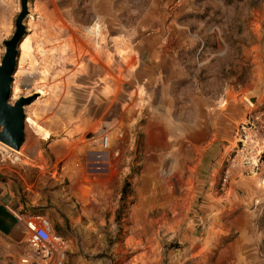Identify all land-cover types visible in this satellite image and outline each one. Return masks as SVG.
Returning <instances> with one entry per match:
<instances>
[{"label":"rangeland","instance_id":"1","mask_svg":"<svg viewBox=\"0 0 264 264\" xmlns=\"http://www.w3.org/2000/svg\"><path fill=\"white\" fill-rule=\"evenodd\" d=\"M28 10L10 103L35 100L21 161L0 145V203L47 218L63 264H264V153L245 144L263 138L264 0ZM19 12L0 0V61ZM51 248L18 223L0 264H56Z\"/></svg>","mask_w":264,"mask_h":264},{"label":"water","instance_id":"2","mask_svg":"<svg viewBox=\"0 0 264 264\" xmlns=\"http://www.w3.org/2000/svg\"><path fill=\"white\" fill-rule=\"evenodd\" d=\"M20 12L14 23V33L3 41L4 55L0 61V143L19 151L24 142L26 115L24 108L34 97H19L13 104L12 84L17 68L20 44L26 34L24 20L29 15L28 0H19Z\"/></svg>","mask_w":264,"mask_h":264},{"label":"built area","instance_id":"3","mask_svg":"<svg viewBox=\"0 0 264 264\" xmlns=\"http://www.w3.org/2000/svg\"><path fill=\"white\" fill-rule=\"evenodd\" d=\"M261 123L260 130L263 132L264 137L263 121ZM105 143L107 144V142ZM12 213L15 219L19 223L23 224L24 229L30 236V242L32 243L33 239H35L37 244H49L52 247L51 249L57 253L56 264H63L65 256L64 253L61 252L63 248V241L61 238L53 235L52 227L48 219L36 214L21 216L14 212Z\"/></svg>","mask_w":264,"mask_h":264},{"label":"bare ground","instance_id":"4","mask_svg":"<svg viewBox=\"0 0 264 264\" xmlns=\"http://www.w3.org/2000/svg\"><path fill=\"white\" fill-rule=\"evenodd\" d=\"M17 93H18V89H17V87H14V95L15 94L17 95ZM27 122L30 125V127L33 129V132L37 136L40 137V136H44V135L47 134V131L45 129H43L32 117H27ZM245 144L252 151V159L251 160H255V158L257 157L258 154H260L262 152L264 153V137L263 138H258L254 133L247 132V137H246V143ZM0 145L4 146V148L7 149L8 153H10L8 155L9 156L10 155L13 156L14 160L21 161L20 157L22 156V153H21L20 150L19 151H15V150L9 148L8 146H6V145H4L2 143H0ZM22 161H24V160H22Z\"/></svg>","mask_w":264,"mask_h":264},{"label":"crops","instance_id":"5","mask_svg":"<svg viewBox=\"0 0 264 264\" xmlns=\"http://www.w3.org/2000/svg\"><path fill=\"white\" fill-rule=\"evenodd\" d=\"M14 219L12 211L0 203V234L9 235L12 233L14 227L19 223L16 219L13 222Z\"/></svg>","mask_w":264,"mask_h":264},{"label":"trees","instance_id":"6","mask_svg":"<svg viewBox=\"0 0 264 264\" xmlns=\"http://www.w3.org/2000/svg\"><path fill=\"white\" fill-rule=\"evenodd\" d=\"M232 45H234V43ZM229 47L231 48V46H229ZM236 51H237L238 54H241L240 46H238L236 48ZM248 70H249L248 67L241 69L240 77H242V76H244V74L248 73ZM129 193H130V185H129L128 182H125V184H124V186H123V188L121 190L120 202L122 204L126 201L127 197L129 196ZM120 217H121V211H119L118 214H117V220H119ZM13 222H15V219L13 220Z\"/></svg>","mask_w":264,"mask_h":264}]
</instances>
